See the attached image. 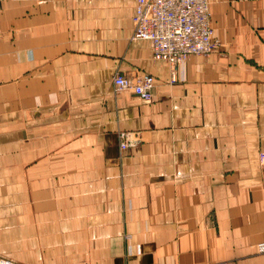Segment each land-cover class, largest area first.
<instances>
[{"label": "crops", "instance_id": "obj_1", "mask_svg": "<svg viewBox=\"0 0 264 264\" xmlns=\"http://www.w3.org/2000/svg\"><path fill=\"white\" fill-rule=\"evenodd\" d=\"M136 3L0 0V256L264 264V0H209L220 45L174 81Z\"/></svg>", "mask_w": 264, "mask_h": 264}, {"label": "built area", "instance_id": "obj_2", "mask_svg": "<svg viewBox=\"0 0 264 264\" xmlns=\"http://www.w3.org/2000/svg\"><path fill=\"white\" fill-rule=\"evenodd\" d=\"M133 24V39L150 42L153 58L170 64L172 81L177 67L191 55H208L220 45L212 26L209 0H137ZM114 85L117 92L129 90L150 101L155 77L142 73L131 78L118 73ZM131 135L126 131L119 134L121 150L135 142ZM259 159L264 164V149L259 152ZM259 250L264 252V242L259 244ZM0 264L22 263L0 256Z\"/></svg>", "mask_w": 264, "mask_h": 264}]
</instances>
